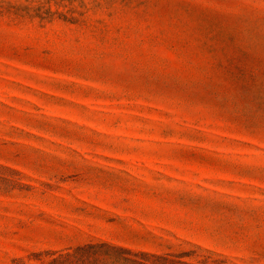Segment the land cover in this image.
Wrapping results in <instances>:
<instances>
[{
	"label": "rangeland",
	"instance_id": "1",
	"mask_svg": "<svg viewBox=\"0 0 264 264\" xmlns=\"http://www.w3.org/2000/svg\"><path fill=\"white\" fill-rule=\"evenodd\" d=\"M98 242L264 264V0H0V264Z\"/></svg>",
	"mask_w": 264,
	"mask_h": 264
},
{
	"label": "trees",
	"instance_id": "2",
	"mask_svg": "<svg viewBox=\"0 0 264 264\" xmlns=\"http://www.w3.org/2000/svg\"><path fill=\"white\" fill-rule=\"evenodd\" d=\"M158 260L167 258L98 242L55 252L49 264H158Z\"/></svg>",
	"mask_w": 264,
	"mask_h": 264
}]
</instances>
